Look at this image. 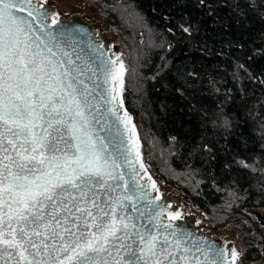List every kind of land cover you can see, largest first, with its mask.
Masks as SVG:
<instances>
[{"label":"snow or ice","instance_id":"6c2138e0","mask_svg":"<svg viewBox=\"0 0 264 264\" xmlns=\"http://www.w3.org/2000/svg\"><path fill=\"white\" fill-rule=\"evenodd\" d=\"M45 2L0 0V264H237L236 248L174 227L179 212L165 224V208L149 207L146 225L128 211L145 216L136 165L158 189L131 117L116 111L127 69L103 53L95 67L77 63L79 53L73 59L71 44L51 30L59 14L44 11ZM114 122L123 131L100 137Z\"/></svg>","mask_w":264,"mask_h":264},{"label":"trees","instance_id":"16d2710c","mask_svg":"<svg viewBox=\"0 0 264 264\" xmlns=\"http://www.w3.org/2000/svg\"><path fill=\"white\" fill-rule=\"evenodd\" d=\"M91 1L118 41L123 109L156 189L204 230L234 228L237 264H264L247 226L264 207V0Z\"/></svg>","mask_w":264,"mask_h":264},{"label":"water","instance_id":"95a60500","mask_svg":"<svg viewBox=\"0 0 264 264\" xmlns=\"http://www.w3.org/2000/svg\"><path fill=\"white\" fill-rule=\"evenodd\" d=\"M32 3L39 7L41 4V0H32ZM43 10L51 13H56V9L53 6V3L46 0L43 6ZM60 21L59 25L53 26L51 29L54 34L58 36L59 39L67 41L71 44L69 47V51H73V59L76 58V53H79L81 60H78L77 63H81L83 61L85 64H89L93 67L97 66L99 63L100 53H103L104 57L109 60H116L119 56V46L117 43H109L108 38L105 34L100 31L96 25L89 20L83 13H66L59 14L57 17ZM48 24H51V17L46 21ZM65 29L71 30V37L67 35L64 31ZM75 40V43H72V40ZM102 46V47H99ZM88 75H91L89 72ZM95 80V77H92ZM119 98L117 100L118 105ZM117 113L120 116H123L125 110L117 106ZM105 120L112 121L113 118L105 113ZM115 126L111 127V132L105 130H100L99 135L106 140L111 141L113 136L116 134V127H119L123 131V124L119 122H114ZM99 128L100 126L97 125ZM118 141H113V143H117ZM111 150V149H110ZM134 157V153H133ZM137 170L140 174V183L144 185L145 191L147 192V197L141 200H138L137 207L140 211L145 212L144 217H139L137 212H133L131 207L128 208V211L133 215L138 217L137 223L148 224L147 212L148 208L151 207L154 211H158L157 205L163 206L165 208L164 214L161 216L162 223H169L168 221V212H174L178 199L171 192L157 191L154 190L151 186L152 181H150L147 176H144V172L139 169V165H136ZM149 175V174H148ZM139 178V177H138ZM139 195V193H137ZM159 195L161 199L156 201V196ZM151 200L154 203L152 205H148V201ZM170 206V207H169ZM251 214L262 224L264 216L256 211L251 210ZM174 227H178L182 231L189 233L190 236L188 239L190 240H204L207 243L213 244L215 247L223 248L225 252H228L231 249V244L229 241L228 235L220 232H215L211 230H204L199 225H197L194 221V218L191 214L181 215L180 219L173 222Z\"/></svg>","mask_w":264,"mask_h":264},{"label":"rangeland","instance_id":"374dc122","mask_svg":"<svg viewBox=\"0 0 264 264\" xmlns=\"http://www.w3.org/2000/svg\"><path fill=\"white\" fill-rule=\"evenodd\" d=\"M53 3V6L56 9V13L58 14H66V13H83L89 20H91L96 27L102 31L105 36L108 38L109 43H117L118 41L116 38L113 36L111 28L108 25V22L102 17L99 8L92 3L91 0H50ZM119 56L121 59V53H120V47H119ZM148 173V172H147ZM171 192V191H168ZM174 196H176L173 192H171ZM178 199V204L174 212H179L181 215H186V214H191L192 217L194 218V221L197 225H199L196 222V218L191 213L185 204L180 200L178 196H176ZM251 210H256L260 212L264 216V207H257V208H252ZM264 220V219H263ZM200 226V225H199ZM249 233L251 236V241L255 242L257 239L261 236L260 233L264 235V225H261L260 227H257L251 222L247 223ZM201 227V226H200ZM202 228V227H201ZM203 229V228H202ZM213 231V230H211ZM215 232H220L228 235L229 241L231 244V248H236L237 246L235 244V229L234 228H226V229H221Z\"/></svg>","mask_w":264,"mask_h":264},{"label":"flooded vegetation","instance_id":"af4514ba","mask_svg":"<svg viewBox=\"0 0 264 264\" xmlns=\"http://www.w3.org/2000/svg\"><path fill=\"white\" fill-rule=\"evenodd\" d=\"M48 1H50V0H48ZM50 2H51V1H50ZM261 225H264V220H263L262 224H259V227H260Z\"/></svg>","mask_w":264,"mask_h":264}]
</instances>
